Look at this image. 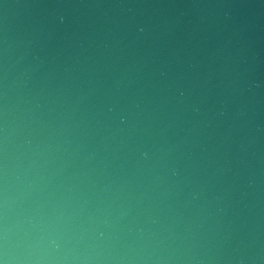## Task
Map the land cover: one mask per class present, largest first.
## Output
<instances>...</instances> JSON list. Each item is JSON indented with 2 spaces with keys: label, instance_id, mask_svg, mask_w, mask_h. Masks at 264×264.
Returning <instances> with one entry per match:
<instances>
[{
  "label": "water",
  "instance_id": "1",
  "mask_svg": "<svg viewBox=\"0 0 264 264\" xmlns=\"http://www.w3.org/2000/svg\"><path fill=\"white\" fill-rule=\"evenodd\" d=\"M0 264H264V0H0Z\"/></svg>",
  "mask_w": 264,
  "mask_h": 264
}]
</instances>
